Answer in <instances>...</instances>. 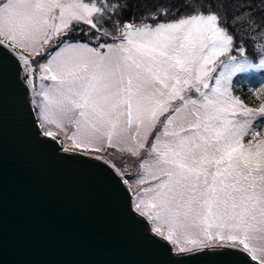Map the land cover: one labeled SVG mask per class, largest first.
I'll list each match as a JSON object with an SVG mask.
<instances>
[{
  "label": "snow or ice",
  "instance_id": "snow-or-ice-1",
  "mask_svg": "<svg viewBox=\"0 0 264 264\" xmlns=\"http://www.w3.org/2000/svg\"><path fill=\"white\" fill-rule=\"evenodd\" d=\"M6 87L177 261L264 264V0H0Z\"/></svg>",
  "mask_w": 264,
  "mask_h": 264
},
{
  "label": "water",
  "instance_id": "water-1",
  "mask_svg": "<svg viewBox=\"0 0 264 264\" xmlns=\"http://www.w3.org/2000/svg\"><path fill=\"white\" fill-rule=\"evenodd\" d=\"M177 261L148 239L86 166L38 145L10 88L0 105V264H219Z\"/></svg>",
  "mask_w": 264,
  "mask_h": 264
},
{
  "label": "trees",
  "instance_id": "trees-1",
  "mask_svg": "<svg viewBox=\"0 0 264 264\" xmlns=\"http://www.w3.org/2000/svg\"><path fill=\"white\" fill-rule=\"evenodd\" d=\"M253 88L252 83L243 82L240 86L237 85V90L239 95H241L246 101L251 102L253 99L251 89Z\"/></svg>",
  "mask_w": 264,
  "mask_h": 264
},
{
  "label": "rangeland",
  "instance_id": "rangeland-1",
  "mask_svg": "<svg viewBox=\"0 0 264 264\" xmlns=\"http://www.w3.org/2000/svg\"><path fill=\"white\" fill-rule=\"evenodd\" d=\"M259 75L260 74L252 73V74L247 75L246 77H241L240 82L237 85L240 86L243 82H245V83H252L253 88H259L260 83H261L259 79ZM237 93H238V90H237Z\"/></svg>",
  "mask_w": 264,
  "mask_h": 264
}]
</instances>
